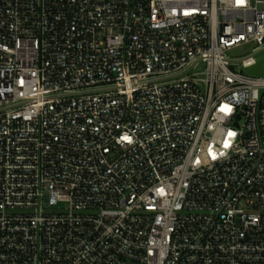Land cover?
Here are the masks:
<instances>
[{
  "label": "built area",
  "instance_id": "1",
  "mask_svg": "<svg viewBox=\"0 0 264 264\" xmlns=\"http://www.w3.org/2000/svg\"><path fill=\"white\" fill-rule=\"evenodd\" d=\"M263 60L264 0H0V264H264Z\"/></svg>",
  "mask_w": 264,
  "mask_h": 264
},
{
  "label": "rangeland",
  "instance_id": "2",
  "mask_svg": "<svg viewBox=\"0 0 264 264\" xmlns=\"http://www.w3.org/2000/svg\"><path fill=\"white\" fill-rule=\"evenodd\" d=\"M252 50L253 45H244L242 47L234 48L232 51L229 52V56L231 58H241L252 53Z\"/></svg>",
  "mask_w": 264,
  "mask_h": 264
},
{
  "label": "water",
  "instance_id": "3",
  "mask_svg": "<svg viewBox=\"0 0 264 264\" xmlns=\"http://www.w3.org/2000/svg\"><path fill=\"white\" fill-rule=\"evenodd\" d=\"M250 72L262 73L264 72V60L255 67L249 69Z\"/></svg>",
  "mask_w": 264,
  "mask_h": 264
},
{
  "label": "snow or ice",
  "instance_id": "4",
  "mask_svg": "<svg viewBox=\"0 0 264 264\" xmlns=\"http://www.w3.org/2000/svg\"><path fill=\"white\" fill-rule=\"evenodd\" d=\"M222 110L227 111V110H228V109H227V106H225V108L222 109ZM230 135H234V133H230ZM225 146H227V145H225Z\"/></svg>",
  "mask_w": 264,
  "mask_h": 264
}]
</instances>
